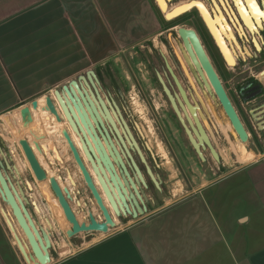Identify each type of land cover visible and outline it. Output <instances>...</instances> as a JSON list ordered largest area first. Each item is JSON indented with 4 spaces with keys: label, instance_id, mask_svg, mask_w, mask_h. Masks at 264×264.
I'll return each instance as SVG.
<instances>
[{
    "label": "crops",
    "instance_id": "0c3cea01",
    "mask_svg": "<svg viewBox=\"0 0 264 264\" xmlns=\"http://www.w3.org/2000/svg\"><path fill=\"white\" fill-rule=\"evenodd\" d=\"M159 27L151 0H28L24 6L0 15V161L12 166L5 173L18 189H24L36 226L49 234L51 264H264V153L260 160L237 167L180 204L158 206L150 194L149 183L145 191L146 215L137 220L115 218V226L108 234H92L93 241L75 253L72 239L67 236L70 224L66 227L62 209L49 202L55 196L48 179L61 176V182L58 180L59 185L65 183L66 187L60 185L63 190L80 191L78 199L95 214L100 213L73 156L70 157L67 142L62 135L57 141L52 140L62 158V162L48 161L52 177L34 151L48 177L39 181L22 145L14 138V125L9 126L8 122L14 120L16 111L31 108L33 101L52 95L54 89L93 68L106 65L119 53L143 43ZM98 78L103 80L101 74ZM102 84V96L112 94ZM46 91L50 92L39 96ZM117 103L148 161L147 156L152 157L145 147L149 144L148 135L125 104L119 100ZM136 124L145 138H141ZM67 131L72 137V131ZM24 140L33 146L27 138ZM48 140L46 136L40 144L45 146ZM68 171L77 182L76 188L67 183ZM239 176H243L247 189L244 191V186L241 189L238 184L223 196V185ZM211 189L216 190L213 196L209 195ZM75 204L71 203L74 212H82ZM178 211L179 221L172 219ZM0 223L5 230L1 219ZM1 240L4 241L0 232V264H9L5 253L13 256V264H22L17 257L20 254L13 251L11 244L3 245L6 251L2 249ZM61 240L67 247L66 253L56 249Z\"/></svg>",
    "mask_w": 264,
    "mask_h": 264
},
{
    "label": "water",
    "instance_id": "95a60500",
    "mask_svg": "<svg viewBox=\"0 0 264 264\" xmlns=\"http://www.w3.org/2000/svg\"><path fill=\"white\" fill-rule=\"evenodd\" d=\"M191 35L203 69L236 134L234 136L236 143L237 140H240L247 144L249 134L219 75L197 36L194 33ZM107 97L106 102L102 96L101 82L96 72L89 70L84 75H80L75 80L54 90L52 95L46 97V107L43 108V111L54 117L58 124L67 122L72 133L78 137L81 144L80 150L69 132L66 130L63 132L73 159L79 167L87 189L96 202L97 210L100 213L96 215L88 209V204L82 203L78 199V196L81 195L80 191L71 192L67 188L63 190L58 180H62L61 176L58 179L51 178V190L54 196L58 198L65 217L71 225V230L67 233L69 239L84 233L106 235L115 226V218L139 219L147 213L145 191L149 189V183L161 191V177L155 174L149 165L144 150L133 134L121 107L111 93ZM31 106L33 111H38V100L33 101ZM21 115L24 125L32 126L33 136L37 141L46 139L42 129L43 123L33 120L30 108L23 109ZM250 115L257 125V131L263 132L264 106L251 109ZM179 117L199 159L206 162L205 152L209 151L213 159L220 163L221 156L214 147L209 134L199 122V118L195 117L199 127V131L194 130L199 140L197 141L180 114ZM136 125L141 138H145L138 124ZM20 144L36 178L39 181H46L48 179L47 174L40 166L33 147L26 140L20 141ZM36 146L39 148L38 145ZM145 147L157 163L150 145L146 143ZM43 151H46L45 147H43ZM43 155L46 157V154ZM11 168L9 163L0 161V194L3 202L11 207L13 215L32 247V255H29L25 247L21 246L20 255L26 264H30L31 260L34 259L39 262L38 264H51L52 242L49 234L36 226L28 210L29 199L25 195L24 189H18L5 173L6 169ZM66 179L71 181V187H77V182L73 179L71 172H67ZM29 187L31 188V186ZM72 202H75L77 207L86 215L87 220L85 222H80L77 219V214L71 206ZM15 238L18 245H22V241L17 235Z\"/></svg>",
    "mask_w": 264,
    "mask_h": 264
},
{
    "label": "rangeland",
    "instance_id": "374dc122",
    "mask_svg": "<svg viewBox=\"0 0 264 264\" xmlns=\"http://www.w3.org/2000/svg\"><path fill=\"white\" fill-rule=\"evenodd\" d=\"M27 1L28 0H0V15L11 11L12 8L24 6ZM146 58L147 55L145 52H140L138 49H133L119 53L117 56L113 57V59H111L107 65H104L100 68L96 67L91 70H97L98 72L99 69H101L97 74L99 76L101 74L103 79L102 81H105V83L101 81L103 83H101L102 86L104 88H108L117 101L119 100L125 104L126 108L133 114L135 121L141 126V128L145 130V133L149 137V145L155 154L157 163H154L155 160L153 161L150 155L147 156L148 162L155 174L160 175L161 179L163 180V183L161 184V191L156 189L154 185H150V194L158 206L163 207L187 202L201 189L209 186L211 182H217L219 179L223 178L237 167H245L251 162L255 163L256 161L260 160V156L263 155L264 147L261 145H256L254 142L255 136L252 135L254 138L252 139V137H250L246 148L249 152L253 153V161L251 160L246 164H238L236 156L231 150V144H236L234 138L235 133L232 132L229 119L224 114L222 107L217 105L215 96L211 94V91L209 93L206 90V82L203 80L205 92L207 94L205 96L206 101L209 102L210 105H213L216 112V114L213 113V117L212 114L211 116H208L207 122L209 128L207 129L211 136L212 143L219 152L222 160L220 163H218L212 158L209 152H205L207 161L202 162L191 145L188 143L185 134L174 124L170 123L168 114L169 109L165 103V99L155 89L156 86L151 81V73H147L148 66L146 64ZM246 69L247 68L244 67L239 70L237 66H228L224 67V71L222 72L224 79L220 75L228 94L230 97H234L235 99L236 108L238 106L240 112L243 114L244 112L241 106L242 100L237 98L235 91L238 90L237 88L239 85H242L244 81V75L248 76L247 74H242ZM59 88H61V86ZM49 92L50 91L40 93L41 95L39 96H45V94H48ZM30 109L33 120L35 122L41 121L43 123L42 129L45 135L49 137V140L46 141L45 146L40 144V146L42 145V150L43 147L46 148V151H43L48 158L46 162L42 160V157L39 155V153H37L35 150L34 151L37 153L41 165L45 169H48L49 174H51L52 171H50L48 161L53 163L55 160L60 159L58 155L50 154L52 150V140L50 134L47 133L48 124L46 123L45 119L37 113V111H33L32 106ZM21 112L22 110L20 112L16 111L13 114L14 120L8 122V124L9 126H11V124L14 125L11 127V129L17 142L20 143V141H23L27 138L31 144H33L35 138L33 136L32 126L24 125ZM5 120V122L8 121V119ZM15 124H18L19 126L16 127ZM225 131L228 134V138L225 134ZM16 132H18V135ZM258 139L260 140L261 138L258 137ZM32 147L35 149L34 145ZM224 158L228 159V161L226 162ZM238 184L240 185L241 189L244 186V191L247 189V184L244 183L243 176H239L223 185L222 195L226 196V191ZM215 191V189H211L209 191V195L213 196ZM52 201L49 198L50 203H54L61 208L58 198L55 197ZM1 203L3 204V208L6 210L7 205L4 202ZM62 217L64 221L67 222L63 213ZM172 219L179 221L181 219L180 212H175ZM67 224L69 223H66V227ZM0 232L2 233L4 239V241L1 240L2 249L6 251L3 245L7 246L11 244L14 249L13 251L19 254L11 241V237L6 234L1 223ZM93 238L94 237L92 234L87 233L72 238L71 244L74 246L75 253L79 249L82 250L85 245L93 241ZM62 243L63 241L61 240V244L59 243L56 246V249L59 253H62V251L66 253L67 247H65ZM68 243L67 245L69 246L70 243ZM73 253L74 252L72 251L67 255L70 256ZM5 254V260L9 262V264L15 263V259L12 258L13 256H9L8 253ZM17 257L21 259L22 264H26L20 255Z\"/></svg>",
    "mask_w": 264,
    "mask_h": 264
},
{
    "label": "flooded vegetation",
    "instance_id": "af4514ba",
    "mask_svg": "<svg viewBox=\"0 0 264 264\" xmlns=\"http://www.w3.org/2000/svg\"><path fill=\"white\" fill-rule=\"evenodd\" d=\"M254 2L255 8L253 0H239V3L237 0H170L168 3L171 10L178 4L186 6L187 9L177 18L167 20L156 1L151 0L160 27L151 33L143 43L129 49H138V51L146 53L147 73H151L150 77L156 86L155 89L165 99L169 109V121L185 134L190 145L179 114L195 135L194 130L199 131L195 117L199 118L202 125L204 124L198 109L205 110L203 106L205 103L208 111L207 121L208 115L212 114L213 117V113L216 114V112L213 105L206 101L207 94L202 76L205 71L196 52L194 40L191 36H187L186 32L194 33L197 36L220 79L223 78L224 67L229 66L213 30L205 19L206 14L217 32L224 27L226 33L229 30L233 35L232 40L224 35L223 39L226 46L230 49L233 48L237 53L235 66L239 70L247 68L242 74L248 76L244 75L242 85H239L238 90L235 91L237 98L242 100L241 106L244 114L237 106L238 112L234 97H230L228 92L227 94L249 134V139L250 137L253 139L255 136V144L264 147V131H257V125L250 115L251 109L264 106V15H260V13H264V0H254ZM197 5H203V7ZM217 20H221L220 24ZM190 51L197 64L191 61ZM206 90L209 93L211 91L208 87ZM211 94L215 96L217 105L221 106L215 92L211 91ZM203 127L209 134L206 126L203 125ZM258 137L261 139L259 140ZM197 141H199L198 138ZM225 161L227 162L228 159Z\"/></svg>",
    "mask_w": 264,
    "mask_h": 264
},
{
    "label": "bare ground",
    "instance_id": "6f19581e",
    "mask_svg": "<svg viewBox=\"0 0 264 264\" xmlns=\"http://www.w3.org/2000/svg\"><path fill=\"white\" fill-rule=\"evenodd\" d=\"M158 7L160 8L161 12L164 14V16L166 17L167 20H173L175 18H177L181 13H183V11H185V9H187L186 6L184 5H181V4H178L176 5L175 7H173V10L170 9L169 7V1L170 0H155ZM243 15V14H242ZM252 15H253V12H252ZM252 18V17H251ZM205 19L207 21V23L210 25L211 29L213 30V34L215 36V38L217 39L219 45H220V48H221V51H222V54L227 62V64L230 66V67H234L236 65V51L233 49V48H228L224 42V39H223V35L228 37L229 40H232L233 39V35L232 33L227 30V33H226V29H224V27H222L221 31L217 32L213 27H212V23H211V20L209 19L208 16H206L205 14ZM218 24H220L221 20H217ZM217 24V25H218ZM253 24V23H252ZM250 27V26H249ZM192 33L191 32H187V36H191ZM193 38V37H192ZM235 41V40H234ZM229 46V45H228ZM238 47V46H237ZM189 49V48H188ZM193 49V48H192ZM191 55L189 56H192L190 59L191 61L195 62L197 64V61L193 55V53L190 51ZM183 60V59H182ZM194 64V63H193ZM199 65V64H198ZM197 65V66H198ZM203 79L205 80L206 82V85L207 87L213 92V88L211 86V83L206 75V73H203ZM202 81V80H201ZM59 88V87H58ZM207 89V88H206ZM105 101L107 102V96L104 97ZM39 102V110L37 111L38 114H40L46 121V123L48 124V127H47V133L50 134V137H51V140H54L56 139V141L58 140L59 136H61L63 138V141H66L64 136H63V131L67 129L70 130L69 128V125L68 123L66 122L65 124H58L55 120L54 117H52L49 113L43 111V108L46 107V96L45 97H42L40 100H38ZM204 103V102H203ZM209 103V102H208ZM204 106V109L205 110H200L198 109L199 111V115L202 119V122L204 123L203 125L206 126V128H209L208 126V122H207V114H208V111H207V107L205 105V103L203 104ZM209 116V115H208ZM212 127V126H211ZM230 127H231V124H230ZM231 130L233 133L234 130L232 129L231 127ZM71 131V130H70ZM224 133V132H223ZM225 134L228 138V134L227 132L225 131ZM236 135V134H235ZM72 139L73 141L75 142V144L81 148V144H80V141L78 139V137L73 133L72 134ZM34 143H37L36 145H38L39 148H37V146L34 144ZM56 142H54L55 144ZM62 143V142H61ZM63 144V143H62ZM231 144V143H230ZM33 145L35 147V151L37 153H39V155L42 157V155L44 154L43 153V150L40 146V141H37V139L35 138L34 142H33ZM217 145V144H216ZM62 146V145H61ZM247 144L246 142H243V141H240V140H237V143L236 144H231V150L232 152L235 154L236 156V159H237V162L239 164H246L248 162H250L252 159H253V154L251 152H249L246 148ZM64 148V147H63ZM51 151L58 155L59 156V159L61 160L62 162V158H61V155H60V151H58L57 149V146H53V144H51ZM69 151V150H68ZM62 153V152H61ZM219 153V152H218ZM70 154V153H69ZM72 156V154L70 155V157ZM42 160L43 161H47L45 160L43 157H42ZM68 161V159L66 160ZM72 161V160H71ZM253 161V160H252ZM24 164V163H23ZM75 164V163H74ZM77 165V164H76ZM62 166V165H61ZM79 168V167H77ZM80 170V169H79ZM60 171V170H59ZM53 172L51 173V177L53 176ZM80 174V173H79ZM56 175V174H55ZM59 176V175H58ZM56 178V176H55ZM74 179V177H73ZM50 180V179H49ZM75 180V179H74ZM26 182V181H25ZM60 182H61V179H60ZM68 184H71V181L68 179L67 181ZM60 185H62L63 187H66L65 186V183H61ZM69 186V185H68ZM70 190V189H69ZM40 195V194H39ZM90 199V198H89ZM3 202V199H2V196L0 194V219L2 221V223L4 224V227H5V230L8 234V236L11 237V241L15 247V249L17 250V252L20 254V247L21 246H24L27 253L29 255H32V247L26 237V235L24 234L23 230L21 229L17 219L15 218V216L13 215V211L11 209L10 206L7 205V209L5 210L3 208V204L1 203ZM76 205V204H75ZM39 206V205H38ZM41 208V207H40ZM62 209V207H61ZM46 210V209H45ZM81 210V209H80ZM63 215L64 214V211L63 209L61 210ZM98 211V210H97ZM78 212V211H77ZM96 212V211H95ZM47 213V212H46ZM51 213V212H50ZM96 215H99V214H96ZM77 219L80 221V222H85L86 219H85V214L83 212H78L77 213ZM67 220V219H66ZM116 219L114 220V223H115ZM68 222V221H67ZM69 223V222H68ZM70 224V223H69ZM71 226V225H70ZM16 235L20 238V240L22 241V245H18L17 241H16ZM101 235V234H100ZM39 262L34 259V260H31V263L30 264H38Z\"/></svg>",
    "mask_w": 264,
    "mask_h": 264
},
{
    "label": "snow or ice",
    "instance_id": "6c2138e0",
    "mask_svg": "<svg viewBox=\"0 0 264 264\" xmlns=\"http://www.w3.org/2000/svg\"><path fill=\"white\" fill-rule=\"evenodd\" d=\"M237 3H239V0H237ZM198 7H203V5H197ZM253 7L255 8V2H254V0H253ZM260 15H264V13H260Z\"/></svg>",
    "mask_w": 264,
    "mask_h": 264
}]
</instances>
